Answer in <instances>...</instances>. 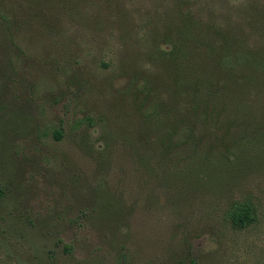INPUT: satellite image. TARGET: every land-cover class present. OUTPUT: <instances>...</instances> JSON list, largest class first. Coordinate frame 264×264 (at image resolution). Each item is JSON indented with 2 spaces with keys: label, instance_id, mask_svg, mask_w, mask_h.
<instances>
[{
  "label": "rangeland",
  "instance_id": "374dc122",
  "mask_svg": "<svg viewBox=\"0 0 264 264\" xmlns=\"http://www.w3.org/2000/svg\"><path fill=\"white\" fill-rule=\"evenodd\" d=\"M185 1L264 25V0ZM183 2L0 0V264H264V76L187 73Z\"/></svg>",
  "mask_w": 264,
  "mask_h": 264
},
{
  "label": "trees",
  "instance_id": "16d2710c",
  "mask_svg": "<svg viewBox=\"0 0 264 264\" xmlns=\"http://www.w3.org/2000/svg\"><path fill=\"white\" fill-rule=\"evenodd\" d=\"M184 5L183 11L180 6L179 13L182 16L179 17L177 26L174 25L172 35L166 39V44L169 47L168 55L175 61L183 62L187 73L196 69V73L201 72L204 75L229 77L241 68L249 74L259 73L264 76V25L262 28H256L263 22L261 19H255L252 14L246 16L249 17L251 27L256 28L254 31L257 35L255 40L249 43L245 32L239 27L228 21L213 24L203 17L196 20L189 9L190 4L184 0ZM194 62L195 66L192 65ZM197 92L191 83L186 84L185 97L188 107H185L184 116L189 121L193 120L191 117L194 118L197 111L203 110L200 106L205 107L203 114L210 115V101L197 106L198 100L203 99ZM175 134L174 130L167 135L169 145L172 144L170 138ZM228 217L234 228H244L254 219L253 208L248 204L235 205Z\"/></svg>",
  "mask_w": 264,
  "mask_h": 264
}]
</instances>
